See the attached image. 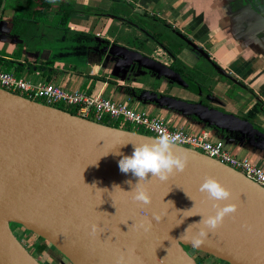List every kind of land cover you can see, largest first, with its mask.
I'll return each instance as SVG.
<instances>
[{
  "label": "water",
  "instance_id": "obj_1",
  "mask_svg": "<svg viewBox=\"0 0 264 264\" xmlns=\"http://www.w3.org/2000/svg\"><path fill=\"white\" fill-rule=\"evenodd\" d=\"M261 2L256 0L254 7L264 14ZM102 48L108 56L136 63L200 100L146 90L139 98L216 130L239 133L252 146L264 148L260 128L203 104L207 91L185 75L118 43ZM153 138L0 88V264H44L16 238L10 223L45 239L70 264H197L186 248L228 264H264V187L197 150L174 146L176 153L187 154L186 169L166 181L149 173L141 185L150 193L151 204L132 199L130 191L139 177L122 173L118 161L132 154L133 143ZM209 176L231 190L230 200L221 203H235L237 211L194 248L190 239L181 237L191 224L189 237L203 227L194 224L202 219L197 213L216 211L215 202L199 191Z\"/></svg>",
  "mask_w": 264,
  "mask_h": 264
},
{
  "label": "crops",
  "instance_id": "obj_2",
  "mask_svg": "<svg viewBox=\"0 0 264 264\" xmlns=\"http://www.w3.org/2000/svg\"><path fill=\"white\" fill-rule=\"evenodd\" d=\"M249 7L238 0H0V69L31 81L41 78L127 100L189 132L210 129L212 138L221 139L232 154L264 168V148L252 146L239 133L216 130L139 98L146 90L199 101L138 65L133 73V64L109 58L96 42L99 38L109 46L116 42L139 52L142 48L187 75L195 71L205 84L190 78L208 94L203 104L264 132V18ZM65 8L71 9L67 28L58 29ZM161 31L165 34L160 41ZM253 106L257 111L248 115ZM44 250L52 252L48 245Z\"/></svg>",
  "mask_w": 264,
  "mask_h": 264
},
{
  "label": "built area",
  "instance_id": "obj_3",
  "mask_svg": "<svg viewBox=\"0 0 264 264\" xmlns=\"http://www.w3.org/2000/svg\"><path fill=\"white\" fill-rule=\"evenodd\" d=\"M0 88L28 99L36 101L40 99L41 103L47 105L52 103L74 107L76 115L99 123H102V120L117 122L118 127L124 129L127 124L133 125L153 137H156L159 132L178 135L181 142H178L177 145L197 150L237 170L264 187V168L249 157H238L232 154L221 139L212 138L210 129L203 128L196 133L189 132L182 127L170 126L160 116L149 115L143 110L136 109L127 100L117 101L79 89H68L52 81L45 82L40 79L31 81L15 76L12 71L2 69H0ZM199 252L195 250L194 257L201 262L200 264H208L204 262L203 257L200 258L198 254H195Z\"/></svg>",
  "mask_w": 264,
  "mask_h": 264
},
{
  "label": "clouds",
  "instance_id": "obj_4",
  "mask_svg": "<svg viewBox=\"0 0 264 264\" xmlns=\"http://www.w3.org/2000/svg\"><path fill=\"white\" fill-rule=\"evenodd\" d=\"M178 142H181L178 135H173L168 132H159V134L150 141L140 144L133 143L134 150L131 155H122V158L118 161L120 171L125 174L131 172L133 176L139 177V182L136 183L132 191H130L132 199L135 202L145 206L151 204L152 198L150 193L141 185L142 181L148 179L149 173L152 174V177H157L161 181H166L174 172H183L186 169L188 164L187 154L182 155L174 151V146H176ZM115 154L121 155L119 152ZM126 183L132 184V181L128 180ZM199 191L206 193L208 199L215 202L213 208L216 211L211 215L197 213L202 216V219L194 224H200L203 227L200 228L197 234L189 237L187 233L193 225L191 224L186 229V232L182 234L181 238L190 239L194 248L201 246L209 232L220 227L226 216L237 211V205L235 203H221L230 200L232 192L217 178L212 176L207 177L203 183L200 184ZM153 218L156 221L160 220V217L156 215H154ZM97 230V226L93 225V234H95Z\"/></svg>",
  "mask_w": 264,
  "mask_h": 264
},
{
  "label": "rangeland",
  "instance_id": "obj_5",
  "mask_svg": "<svg viewBox=\"0 0 264 264\" xmlns=\"http://www.w3.org/2000/svg\"><path fill=\"white\" fill-rule=\"evenodd\" d=\"M163 30V29H161ZM162 34L159 35V37L157 39H159L160 41L163 39V35L165 34V32L161 31ZM157 40V41H159ZM139 50V48H138ZM143 54H146V51L144 49L141 48L140 50ZM147 53L149 54L150 52L147 51ZM146 54V55H148ZM159 55V53H158ZM151 56H153V54H151ZM161 57V56H159ZM169 57V56H167ZM156 59H158V57H155ZM162 58V57H161ZM161 58H159L158 60H161ZM201 67V65L199 66ZM189 73V72H187ZM191 73V72H190ZM189 75H193L192 78L195 80H198L201 84H205L204 80L202 78H200L197 73L194 71ZM41 79V78H40ZM41 102L40 99H37ZM50 105H55L50 103ZM65 108L67 109H72L71 106H66L64 104H62ZM125 127L131 129V130H141L138 129L136 127H134L133 125H125ZM10 226L13 230L14 235L16 236V238L25 245V248L32 254V256L34 258H36L38 261H40L41 263L44 264H70L66 259H64V257L62 256V254L60 252H58L54 247H52L45 239H43L42 237L28 231L25 230L24 228H22V226L16 224V223H10ZM41 243V244H40ZM44 245H48L49 246V250H52L51 253H48L47 251L44 250ZM186 250L189 252V254L191 256H194V252L195 250L190 249V248H186ZM198 254L199 257H203L205 260V263L208 264H228L220 259H217L215 257H213L210 254H206V253H195ZM59 257H62L63 260H59ZM59 260V261H58ZM201 262L197 259V264H200Z\"/></svg>",
  "mask_w": 264,
  "mask_h": 264
},
{
  "label": "flooded vegetation",
  "instance_id": "obj_6",
  "mask_svg": "<svg viewBox=\"0 0 264 264\" xmlns=\"http://www.w3.org/2000/svg\"><path fill=\"white\" fill-rule=\"evenodd\" d=\"M239 2H240V4L241 5H247V6H250L249 8H251V9H253V10H255V3H256V0H238ZM262 1V2H261ZM260 2H261V5L263 6V10H264V0H260ZM256 11V10H255ZM256 13H258L257 11H256ZM259 15H261L263 18H264V14L263 13H258ZM107 41V40H106ZM99 45H100V47H102V44H104V43H107V42H104V43H102V42H100L98 39H97V41H96ZM111 43H116V42H111ZM148 56H151V55H148ZM154 58L155 57H158V59L160 58L159 56H153ZM109 58H112L111 56H109ZM157 59V60H158ZM160 61V60H159ZM161 62H163V61H161ZM164 64H166V65H168V66H170L173 70H175V71H177V72H179V73H181V74H183V75H185L187 78H188V80H190L191 82H195V80H193V79H191L190 78V76L189 75H187V74H185V72H183V71H181V70H179V68H177V67H174L173 66V63H171L170 61L169 62H163ZM133 64V67L131 68V71L134 73L136 70H137V64L136 63H132ZM174 67V68H173ZM130 71V72H131ZM149 72V71H148ZM168 84V86H176V84H174V83H171V82H169V83H167ZM178 86V85H177ZM180 87V86H179ZM182 88V87H181ZM150 90H152L151 88H149ZM184 89V88H183ZM152 91H157V90H152ZM158 93H160V94H164V95H170V96H174V95H171L170 93H168V92H165V93H161V92H159V91H157ZM194 94V93H193ZM196 96H198L197 94H195ZM131 97V96H130ZM175 97H178V96H175ZM199 97V96H198ZM180 98V97H179ZM186 100H189V101H192V102H194L192 99H186ZM199 100H200V97H199ZM202 102L204 103L205 102V100L204 99H202ZM10 228H11V226H10ZM12 229V228H11ZM13 231V230H12ZM193 258H194V260L196 261V263H197V259H196V257H194L193 256Z\"/></svg>",
  "mask_w": 264,
  "mask_h": 264
},
{
  "label": "trees",
  "instance_id": "obj_7",
  "mask_svg": "<svg viewBox=\"0 0 264 264\" xmlns=\"http://www.w3.org/2000/svg\"><path fill=\"white\" fill-rule=\"evenodd\" d=\"M61 11L63 12V14H62V16H61V22H60V24H58V25L56 26V28H58V29L67 28L68 15H69V13L71 12V9H66V8H65V9H61ZM174 67H175V66H174ZM174 67H173V68H174ZM53 106H55V107H57V108H59V109H62V110L68 111L69 113H71V114H73V115H76V110H75L74 107H72V109H67V108H65L62 104H55V105H53ZM255 111H257V106H253V107L251 108V110L248 112V115H250V114H254ZM101 122H102L103 124L110 125V126H114V127H118V126H119L117 122H111V121H107V120H102ZM125 129H128V128L125 127ZM128 130H130V129H128ZM135 132H139V133L145 134V132L142 131V130H137V131H135Z\"/></svg>",
  "mask_w": 264,
  "mask_h": 264
}]
</instances>
